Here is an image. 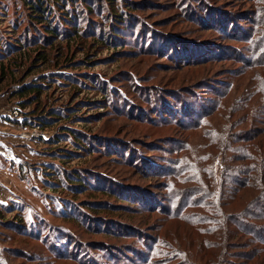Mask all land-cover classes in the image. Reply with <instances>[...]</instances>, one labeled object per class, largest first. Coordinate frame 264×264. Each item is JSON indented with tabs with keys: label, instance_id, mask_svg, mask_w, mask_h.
<instances>
[{
	"label": "rangeland",
	"instance_id": "rangeland-1",
	"mask_svg": "<svg viewBox=\"0 0 264 264\" xmlns=\"http://www.w3.org/2000/svg\"><path fill=\"white\" fill-rule=\"evenodd\" d=\"M125 1L65 0L62 5L75 11L72 23L80 32L88 26L92 30L67 31L59 43L45 44L51 63L33 65L37 55L33 44L14 54V61H7L12 74L0 83V264H219V237H215L219 191L223 192L220 209L229 213L231 221L227 231L231 237L223 240L224 258L251 264L242 257L257 244L234 224L244 220L233 217L254 191L234 188L230 175H239L240 165L250 161L246 153L253 152V148L236 150L246 145L236 141V134L252 136L257 133L254 127L264 126L243 116L251 111L246 107L257 87L256 81L248 80L264 78V65L247 70L241 62L247 58L255 63L258 52L264 59V46L254 43L258 34L264 38L257 1L134 0L141 2L140 8L132 10L121 41L94 39L100 30L108 31L111 12L127 7ZM42 2L58 15L61 6L53 0ZM69 23L64 27L71 30ZM29 25L25 0H0V43L7 47L26 29L27 35L33 32L40 37L42 29L30 30ZM82 57L88 62L77 63L73 71L97 73L95 78L112 86L107 107L80 102L103 95L88 85V78L86 85L51 82L42 97L47 96L43 106L72 103L73 111L81 115L73 125L86 130L84 140L94 148L64 165L106 173L91 180L109 189L89 185L75 196L79 203L106 199L112 204L94 205L97 214L87 212L116 221H92L95 228L55 215L57 208L48 194L51 188L42 181V169L34 167L41 161L35 152L55 147L45 139L56 127L20 125L3 113L16 107L23 117L30 109L22 108L13 95L21 76L30 72L26 77L30 80L40 70L52 72L68 58ZM58 145L76 147L68 141ZM103 147L112 149L113 156L100 152ZM77 205L73 211L87 216ZM174 211L177 214L172 216Z\"/></svg>",
	"mask_w": 264,
	"mask_h": 264
},
{
	"label": "trees",
	"instance_id": "trees-1",
	"mask_svg": "<svg viewBox=\"0 0 264 264\" xmlns=\"http://www.w3.org/2000/svg\"><path fill=\"white\" fill-rule=\"evenodd\" d=\"M256 1V9L261 12L262 16H260L259 22L261 26H264V0ZM53 3L59 7L61 6L60 10L58 11V15H53L54 13H51V10L47 6V3H43L42 0H25L27 9V23L30 24V30H38L39 26L42 29L43 33L40 35V37L36 36L33 32H30V35H27V32L29 30L26 29L24 33H20L19 38L16 39L15 42L9 41L7 47L5 46L4 41L0 43L2 45V47H0V83L7 78L8 74H12V69L7 66V61L13 60V55L20 52L22 49H27L31 46V44H33V46L37 47V55L33 56V60L35 59V63L33 65L36 66L39 63L48 64L52 62V58L50 57V50L46 51L45 44H49L51 47L52 45L59 43L58 38H60V36L62 34H65V32L67 31L74 32L75 34H86L88 31L92 30L91 27L88 26V28L91 30L87 28L85 29V31L80 32V28L72 23L74 22L73 19L77 16L74 14L75 11H70L69 8L63 7L62 5L65 4V0H53ZM140 3L141 2H136L134 0H126L124 4H126L127 7L111 12V18L108 23V31L100 30L101 32L99 31L97 36H93V38L97 39V41L101 43L110 42L112 44H117V42L121 41V39L124 38L123 36L125 28L123 27L125 26L126 22H129L128 20L130 16H133L132 10H137L138 8H140ZM87 7L88 5H85V9L89 11L90 9H88ZM67 22H70L69 24L71 26V30L64 27V24ZM111 24L112 26L110 27ZM255 31L257 33L259 32L256 29ZM141 34H143V32L139 31L140 36H142ZM263 39L264 38L262 34H258L256 37H254V43L257 44V47L264 46ZM121 51L122 49L118 50V52ZM253 60H255V63H252V60L247 58L242 59L241 62H244L247 70H251L254 67L264 65V59L261 58L260 52H258V57ZM79 62L88 61L87 59L85 61L84 57L76 59L68 58L67 62L64 63L65 65L61 64L55 71L45 73L44 69L40 70L38 71L39 75L34 76L30 80H26V77L30 72H27L26 75L21 76L18 80V84L14 88L13 95L17 96V103L22 108L28 106L30 107V109L28 110L27 114L24 112L23 117L19 116L11 118H13V120L20 125H37L38 127L42 128L48 126L56 127L57 131L52 135H49V137L45 139L46 144L50 145V143H54L56 144L55 147L50 146L49 149L35 152V155L38 154L41 161L38 162V166L34 167H39L42 169V181L44 185H46V187L51 188V193L48 194L49 198L54 201L55 207L57 208L53 210L54 212H57L55 215L71 220L74 223H86V226H93V228H95L96 225H93L92 221H97V223L100 221V223H116V221L110 219L113 218L111 216H92L94 213L97 214V212H94L97 210L94 205L111 206L112 204L106 199L89 200L88 204L79 203V201L75 199V196L80 192L86 191L89 185L90 188L97 190L109 189L105 188L107 187L105 183L101 184L99 182H93L91 180L92 178H96V175L102 174L103 171L99 169H86V167H72L69 169L64 165V163L74 159L75 156L78 155L81 151L91 152L94 149L93 147L88 146V143H86L84 140L87 136L86 130H82V127L78 128L73 125L74 119L81 117V115L73 111L76 107L72 106V103H58L43 106V104H46L44 103V99L47 98V96L42 97L43 92H46L44 95L47 94L49 85H52V83L55 85H64L74 82L78 85H86L87 83L84 81V79L88 78V80H90L91 82L88 85L93 86L92 88H98V90H100L103 95L100 99L97 100L86 99L80 102H87L89 104L99 102L101 103V106H104V108H106L108 102L107 100L110 97L109 92L110 89H112V86L108 88L106 84H103V82L95 78L98 75L97 73L94 74L89 71L74 72L73 69H78L76 64ZM80 72V75H76ZM246 72H244L243 69V72H241V74L244 75ZM251 80L256 81L257 87L255 88L256 90L250 92L253 101L250 100L248 106L246 107L251 111L250 113L246 112L245 114H243V116L245 117V119L262 121V123L264 124V78H261V76L259 75L254 76L248 80V83H250ZM246 87L247 85L245 86V88ZM245 92L246 94H248V90H245ZM249 122H251V120H249ZM254 128L255 130H257V133L253 134L252 136H239L236 134V141H238L239 139V142H246V145L244 147H237L236 150H238V152H242L253 148V152L251 154L249 152L246 153V157L250 160L249 163L248 161L247 163H242L240 165V174L238 173L239 175L234 176V173H232L230 175V179L233 181L234 188H241L240 190H242L243 188H250L254 191V195L249 200L246 199V201H244L241 209L234 212L233 218L234 220L235 218L237 220H244V223L241 221H237V223L234 224L237 225L236 227L237 229H239V232H247L250 240L257 245L252 247L250 252H240L239 254L244 253L242 258L247 259V262L250 260L251 264H264V135L257 136L259 132H264V126L261 127V129H258L256 127ZM220 134L221 132L219 133V136ZM254 136L257 137L254 138ZM63 141H68L71 144H75L76 147L69 149L65 148L64 146H59V142ZM222 142L223 146H225L224 140H222ZM100 149V152H104L105 154L109 155V157L113 156V154L110 153V150L112 149H108L105 147H103V149ZM41 154L50 157L47 159H42L43 157H41ZM57 158H59L62 162L56 161ZM102 175L104 176L106 175V173ZM107 180L109 181V179ZM105 194L109 195V193ZM222 194L223 192L219 191L217 192V196L215 197V200L219 201V232L215 235V237H219V264H234L233 261L229 259L226 260L224 258L225 248L223 245V240H228L229 237H231V234L230 232H227L228 221H230L227 214L229 213L225 215V210L223 212L220 209L221 206L219 199L220 197H223ZM113 195H115V193H113ZM73 205L82 207V211L86 212V215L89 214L87 212H91L92 215H77L72 209ZM117 205L122 206L121 204ZM98 208L103 209L104 207ZM1 210L2 209H0V212H2ZM78 210L81 211L80 208H78ZM165 213L169 215L171 214L169 211H165ZM176 214L177 211H174L172 216ZM88 222L91 224H89ZM63 227L66 230H70L65 226H62L61 229ZM104 230L110 231L111 229L104 227ZM230 242L231 241H227V243ZM98 243L101 244L102 240H99ZM235 263L240 264V262Z\"/></svg>",
	"mask_w": 264,
	"mask_h": 264
},
{
	"label": "built area",
	"instance_id": "built-area-1",
	"mask_svg": "<svg viewBox=\"0 0 264 264\" xmlns=\"http://www.w3.org/2000/svg\"><path fill=\"white\" fill-rule=\"evenodd\" d=\"M3 113L4 114H9V116H12V117H19V112H18V109L16 107L13 108L12 110L11 109H8L7 112H3ZM22 132H23L24 135H26V134L28 135V133H29L28 130H23ZM32 132H33L32 134H34V131H32Z\"/></svg>",
	"mask_w": 264,
	"mask_h": 264
},
{
	"label": "crops",
	"instance_id": "crops-1",
	"mask_svg": "<svg viewBox=\"0 0 264 264\" xmlns=\"http://www.w3.org/2000/svg\"><path fill=\"white\" fill-rule=\"evenodd\" d=\"M1 123H7V125L9 126L10 124H13V123H11V122H9V121H6V120H3V122H1ZM16 124V123H15ZM14 124V125H15ZM17 125V124H16ZM12 127H14V126H11V128ZM13 129V128H12ZM8 136V135H7ZM0 152H2V149H0Z\"/></svg>",
	"mask_w": 264,
	"mask_h": 264
}]
</instances>
